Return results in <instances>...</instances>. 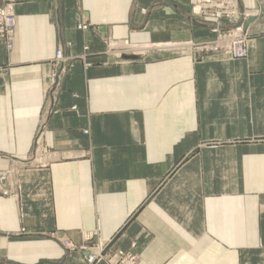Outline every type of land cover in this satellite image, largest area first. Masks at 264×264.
<instances>
[{
  "label": "crops",
  "instance_id": "0c3cea01",
  "mask_svg": "<svg viewBox=\"0 0 264 264\" xmlns=\"http://www.w3.org/2000/svg\"><path fill=\"white\" fill-rule=\"evenodd\" d=\"M241 10L250 53L231 60L169 50L213 37L189 0L16 5L13 49L0 44V262L84 264L62 243L93 233L136 242L138 264H264V0ZM113 43L144 50L118 60ZM86 47L91 66L55 65Z\"/></svg>",
  "mask_w": 264,
  "mask_h": 264
},
{
  "label": "built area",
  "instance_id": "2783aa9c",
  "mask_svg": "<svg viewBox=\"0 0 264 264\" xmlns=\"http://www.w3.org/2000/svg\"><path fill=\"white\" fill-rule=\"evenodd\" d=\"M2 2L0 4V44L6 45L8 50H12L17 30L15 0H2ZM241 2L242 0H190L192 16L201 20L211 19L213 22L210 29L213 40L203 44L201 49L211 54H223L231 60L245 59L249 56L251 35L241 22ZM78 28L80 30L87 29L85 25H80ZM88 51L89 48L86 47L84 52ZM85 56L86 54H83L80 58L85 60ZM77 58L79 57L66 56L64 50L60 48L56 53L54 63L60 67L61 72H66L73 68ZM85 66L89 67L91 64L86 63ZM95 237L93 233L88 234L80 246L71 240H66L63 244L71 252L79 250L88 264L110 260L111 255L106 253L108 242ZM90 246L96 247L97 252L93 253ZM132 247L135 248L136 244L134 243ZM117 252L118 260L114 264H136V256L123 251Z\"/></svg>",
  "mask_w": 264,
  "mask_h": 264
},
{
  "label": "rangeland",
  "instance_id": "374dc122",
  "mask_svg": "<svg viewBox=\"0 0 264 264\" xmlns=\"http://www.w3.org/2000/svg\"><path fill=\"white\" fill-rule=\"evenodd\" d=\"M21 0H15V8H16V5L20 2ZM3 2H2V0H0V4H2ZM189 5H190V0H189ZM16 14V13H15ZM190 14H191V7H190ZM191 16H192V14H191ZM194 19H197V20H201L200 18H196V17H194V16H192ZM85 27L88 29L89 28V26L88 25H85ZM86 29V30H87ZM213 40V37L209 40V41H207V42H211ZM207 42H203V43H194V45H191L190 47H192V50H188V46H185L184 44V46L183 45H179V46H174V47H171V49H169V50H171V51H176L175 53L176 54H180V55H187V54H189V53H192V52H196V53H202V54H211V53H207L205 50H203V49H201L202 47H203V44H205V43H207ZM115 43H113L112 45H114ZM111 45V46H112ZM5 47H6V45H4ZM166 47V46H165ZM165 47H160V48H165ZM7 48V47H6ZM143 50L144 49H140V48H133L132 46H131V44L129 45V46H127V47H125L124 45H120V47H112V49L110 50L111 51V54L113 55V56H115V58L116 59H118L119 60V58H121L122 59V56H139V54L142 52L143 53ZM163 50H166V49H163ZM168 50V49H167ZM178 50V51H177ZM120 52H123V54L122 55H118ZM118 53V54H117ZM83 54H86V56H85V60H83V59H81L80 58V56H83ZM88 54H89V52H82V53H80V54H76V55H69L68 57H71V56H73V57H79V58H77L78 60H82L83 62H85L86 63V59H87V57H88ZM249 57V56H248ZM247 57V58H248ZM247 58H245V59H247ZM78 60H76V61H78ZM239 60H244V59H239ZM75 61V62H76ZM74 62V63H75ZM130 219H131V217H130ZM129 219V220H130ZM84 241H82V243H83ZM82 243L81 244H77V246H80V245H82ZM136 244V247H137V243L136 242H133L132 243V245L133 244ZM108 248H107V251H106V253L108 254V255H111V259L109 260H104V261H99V262H96V263H94V264H114L117 260H118V258L116 257V255L118 254V252L117 251H123V252H126V253H130V254H132V255H134V256H136L137 257V261H136V264H138L139 263V261H140V255L138 254V253H136L134 250L136 249V247L135 248H133L132 247V245H131V250L130 251H124V250H120V249H114V248H112L111 246H110V242H108ZM62 246L66 249V251H68L69 253H75V254H80V255H82L83 256V260H84V264H88L87 262H86V260H85V257H84V255L79 251V250H77V251H74V252H71V251H69L65 246H64V244L62 243ZM90 247H92V246H90ZM92 252L93 253H96L97 252V248L96 247H92ZM0 264H9V263H4L2 260H1V262H0Z\"/></svg>",
  "mask_w": 264,
  "mask_h": 264
},
{
  "label": "water",
  "instance_id": "95a60500",
  "mask_svg": "<svg viewBox=\"0 0 264 264\" xmlns=\"http://www.w3.org/2000/svg\"><path fill=\"white\" fill-rule=\"evenodd\" d=\"M124 60H127V61H136L138 58L137 57H130V56H124L123 57Z\"/></svg>",
  "mask_w": 264,
  "mask_h": 264
},
{
  "label": "bare ground",
  "instance_id": "6f19581e",
  "mask_svg": "<svg viewBox=\"0 0 264 264\" xmlns=\"http://www.w3.org/2000/svg\"><path fill=\"white\" fill-rule=\"evenodd\" d=\"M122 45H124L125 47H127V46H129L130 44H128V43H123ZM184 46V45H183ZM112 47H120V44H117V43H115L114 45H112ZM166 48V47H165ZM171 49V48H170ZM172 50V49H171ZM130 57H132V56H130ZM133 57H135V56H133Z\"/></svg>",
  "mask_w": 264,
  "mask_h": 264
}]
</instances>
